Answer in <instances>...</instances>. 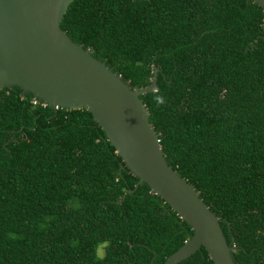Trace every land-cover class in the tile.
Masks as SVG:
<instances>
[{"label":"trees","instance_id":"16d2710c","mask_svg":"<svg viewBox=\"0 0 264 264\" xmlns=\"http://www.w3.org/2000/svg\"><path fill=\"white\" fill-rule=\"evenodd\" d=\"M61 28L132 89L159 68L141 99L168 164L221 219L235 263L264 264L263 7L74 0ZM138 180L89 111L0 89V264H163L193 230ZM179 264L214 263L202 247Z\"/></svg>","mask_w":264,"mask_h":264},{"label":"water","instance_id":"95a60500","mask_svg":"<svg viewBox=\"0 0 264 264\" xmlns=\"http://www.w3.org/2000/svg\"><path fill=\"white\" fill-rule=\"evenodd\" d=\"M264 9V0H253ZM74 0H0V89L19 87L53 110H87L140 184L163 199L193 230L163 264H179L202 247L214 264H236L221 219L168 164L159 133L141 96L152 84L132 89L92 48L75 43L61 28ZM133 190V191H134ZM132 192V191H129Z\"/></svg>","mask_w":264,"mask_h":264},{"label":"clouds","instance_id":"9594fccd","mask_svg":"<svg viewBox=\"0 0 264 264\" xmlns=\"http://www.w3.org/2000/svg\"><path fill=\"white\" fill-rule=\"evenodd\" d=\"M155 101H156L157 104H161V103H163V97H161V96H156V97H155Z\"/></svg>","mask_w":264,"mask_h":264},{"label":"rangeland","instance_id":"374dc122","mask_svg":"<svg viewBox=\"0 0 264 264\" xmlns=\"http://www.w3.org/2000/svg\"><path fill=\"white\" fill-rule=\"evenodd\" d=\"M102 253H103V251L101 250V251H100V255H102Z\"/></svg>","mask_w":264,"mask_h":264}]
</instances>
